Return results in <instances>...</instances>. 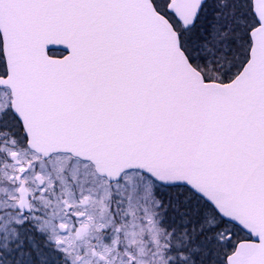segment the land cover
<instances>
[{
    "label": "snow or ice",
    "instance_id": "snow-or-ice-1",
    "mask_svg": "<svg viewBox=\"0 0 264 264\" xmlns=\"http://www.w3.org/2000/svg\"><path fill=\"white\" fill-rule=\"evenodd\" d=\"M0 264H264V0H0Z\"/></svg>",
    "mask_w": 264,
    "mask_h": 264
}]
</instances>
